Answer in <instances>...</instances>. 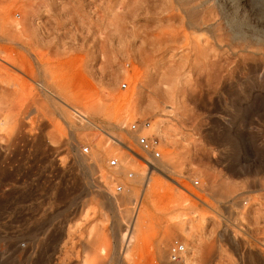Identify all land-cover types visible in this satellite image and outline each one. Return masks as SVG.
I'll list each match as a JSON object with an SVG mask.
<instances>
[{"label": "rangeland", "instance_id": "1", "mask_svg": "<svg viewBox=\"0 0 264 264\" xmlns=\"http://www.w3.org/2000/svg\"><path fill=\"white\" fill-rule=\"evenodd\" d=\"M177 1L0 0V18L11 13L21 23L0 28V54L26 63L0 61V264H134L161 241L167 255L174 238L186 245L181 264H264L255 248L264 245V0L254 5L261 20L248 6L242 20L236 0L226 6L233 33L220 20L218 40L204 27L182 32ZM250 26L254 40L243 42L238 30ZM60 91L105 115L79 103L70 110ZM73 110L137 151L144 133L129 124L164 123L152 163L180 187L152 173L162 190L134 260L120 238L140 201L141 165L131 158L117 182L136 194L119 214L81 152L91 153L101 132ZM99 142L110 141L101 134ZM113 156L100 158L106 171Z\"/></svg>", "mask_w": 264, "mask_h": 264}, {"label": "bare ground", "instance_id": "2", "mask_svg": "<svg viewBox=\"0 0 264 264\" xmlns=\"http://www.w3.org/2000/svg\"><path fill=\"white\" fill-rule=\"evenodd\" d=\"M178 1H180V0H178ZM236 1H238L239 10L243 9L242 14H241L242 20L245 18L244 16H247L246 9H245L246 6H248V10H250V12H253V13L256 12L254 10V8H255L254 5L257 3L256 2L257 0H236ZM233 2H234V0H181L180 2H178V3H180V6L178 7V9L180 8L181 11L176 12L175 14L178 15L177 16L178 18L180 17L179 19H181L182 24L181 23L180 24L182 26V32L185 30L183 28L184 25L189 27V28H195V29H202V27H204V29H206V32L209 33L210 37L211 36L213 38L215 37L218 40V38L220 39L221 38L220 36L222 35L221 34V27H220V20L225 22V25L228 27L230 33L231 34L233 33V30L230 26V23H231L230 19L231 18H229L231 15L227 12L228 10L227 11L225 10V7L228 6L229 4H230L229 6H232L231 4H233ZM258 10H259V8H258ZM229 11H230V9H229ZM175 14H173V15H175ZM254 16L260 20L263 18L262 14L260 15L259 12L254 13ZM7 25H9L13 31H19V29L21 28L20 21H17L16 19H14L12 17L11 13L7 14V16H5L4 18H0V28L3 29ZM246 28H248V27L246 26ZM254 28L255 27L250 26L249 29H252V31L250 33L242 32V31L238 30V37H239V35H241L242 36L241 39L243 42L245 39H248L251 42V39H249V37L250 38L252 37V39L254 40V35H255L254 34ZM239 38H238V40H239ZM241 39H240V41H241ZM1 40H6V38H3ZM253 40H252V42H253ZM240 41H239V43L242 44L243 42L242 41L240 42ZM250 42L248 41V43H250ZM246 46H249V45L247 44ZM244 49H245V47H244ZM2 55L0 54V61L3 64L8 65L9 67L11 66V67L16 68L18 65L23 66L26 64L22 59H16V58H13L12 56L4 57ZM60 95L62 98V100H60L58 98L60 103H62L63 106L70 108V110L72 109V107L69 105V103H79L80 105H82L84 107L85 110H87V112L89 111L93 115V117L105 115L104 109H102L101 107H96L94 105L82 103L78 98L79 96H77V94L73 91L72 92H64L63 91L60 93ZM72 113L79 116L80 120L78 122H80L82 124H84V123L89 124L87 126H90L91 128L99 130L101 132V133L94 134L92 136V138L90 139V145L92 146L91 147L92 152L89 153L90 155L89 154H83V155H89V158L87 160H90V164H88L90 167V169H89L90 172H96L97 179H98V181L97 180L96 181L98 182V184L100 186L104 185L102 188L106 194H108V193L110 194L109 198H108V203L119 214L124 212L123 208L126 204L129 205L131 203L134 207V205H136V202H135L136 194H134L135 189L134 190L132 189L133 190L132 191L130 188L125 187L124 191L126 193L124 192L125 197L123 199V198L116 197V195H119V194L113 193V187H114L115 183H117L118 181H121L120 177H121V175H124V173L126 171V167L128 164H130V161H131V163L137 161L131 155V150H134L137 153H138V151L135 150L134 148H132V147L130 148L128 145H126L127 140L125 138H123V137L118 138V136L116 137L113 134L105 132L100 126L89 121L87 116L81 114L79 111L73 110ZM59 114H60L59 116L64 117L66 115V111L60 110ZM120 121H122V123L126 122V121H128V118H121ZM158 124H161V122L160 123L158 122ZM158 124L153 123L152 125L148 124L147 126L140 125L139 126L140 127L139 133L143 132L144 135H146V136L156 135L160 140L163 141L166 137V136H164V139H163V135L161 133V131H162L161 129L163 128L162 124H164V123L161 124L162 125L161 127ZM80 126H82V125H80ZM114 126L116 128H118V123L114 124ZM101 134H103V136H105L110 142H105V143L99 142V136ZM122 150H125V152H127L129 154L128 156H130V157H125L123 154L118 155L119 153L122 152ZM112 154L117 155V158L119 159V166L114 167V168L110 167L111 170L106 171L105 169H103V167L99 163L100 158L103 156H107V155L110 156ZM131 158H133L135 161H132ZM162 159H164V156ZM138 163L141 166H140V168H137V170H136L137 180L134 181V183L137 185H141L142 184L141 180L143 179V181H144L143 190H142V192H140V193H142L140 195L141 197L139 198L140 201L138 200L139 202L136 205V209H135V211H133L134 213L132 212L133 216L126 220V225H125V228L123 229L125 232L121 234V238H120L121 244L123 243V252L122 253L127 254V257H131L133 260H134L133 257L135 255V249H136L135 247H137L138 242L140 240L141 229L144 225V222L146 221V219L149 217V215L151 213V207H153V205H154L152 203V197L156 193H158V192L160 193V191L162 190V184L160 182H158V180H156L152 177V173L154 171H156L157 173H159V175H161L167 181H169L173 185L180 187V185L178 184V181L176 179H173L170 176L166 175L162 170H160L159 168L154 166L153 163H151V165H148V166L144 165V163H142L140 161ZM162 165L163 164L160 165L161 168H164V166H162ZM144 168L149 169L148 175H146L145 180H144V171H145ZM129 180H131V179H129ZM132 180H133V178H132ZM185 188H186V186H185ZM185 190L187 191V189H185ZM195 196L197 197V195H195ZM131 209H132V207H130V210ZM119 219L122 221V218H119ZM258 243L259 244L255 245V248L259 251V253H261L262 256H264V245L261 244L260 242H258ZM185 253H184V255H185ZM166 256H167L166 255V247L163 245V243L161 241L156 245L155 249L152 252H150L144 259H142L141 261H134L133 263L134 264H153L157 260L165 259ZM190 260L191 259L186 258L184 260V263L186 264L188 261L190 262ZM181 263H182V260L178 264H181ZM187 264H189V263H187Z\"/></svg>", "mask_w": 264, "mask_h": 264}, {"label": "built area", "instance_id": "3", "mask_svg": "<svg viewBox=\"0 0 264 264\" xmlns=\"http://www.w3.org/2000/svg\"><path fill=\"white\" fill-rule=\"evenodd\" d=\"M122 87L125 88L126 84L122 83ZM79 117V116H78ZM83 119V118H82ZM84 120V119H83ZM149 121H144L141 125L147 126ZM139 124L134 121L129 124V130L133 132H138L140 130ZM135 143L138 147V153L134 150H131V155L139 162L144 163V165H151L152 160H157L161 157L160 153V139L156 135L146 136V135H137ZM83 154H89V146L81 147ZM107 164L109 167L114 168L119 166V159L117 156H113L108 159ZM128 179L134 177V172L128 170L126 173ZM197 183V182H196ZM102 185L101 187H103ZM124 191V187L121 183H115L113 187L114 194H120ZM186 252V245L183 241L178 238H174L170 241L167 249L168 263L167 264H178L181 262L184 253Z\"/></svg>", "mask_w": 264, "mask_h": 264}]
</instances>
